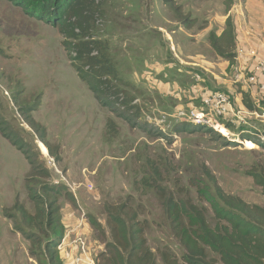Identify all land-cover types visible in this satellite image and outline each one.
<instances>
[{
	"label": "rangeland",
	"instance_id": "obj_1",
	"mask_svg": "<svg viewBox=\"0 0 264 264\" xmlns=\"http://www.w3.org/2000/svg\"><path fill=\"white\" fill-rule=\"evenodd\" d=\"M175 3V7L182 9L180 13L165 0L96 1L101 14L94 23L93 36L108 44L117 71V79L112 81L114 90L126 99H134L137 107L145 111L140 110L139 123L150 121L162 127L164 118L175 115L171 112L178 106L184 105L189 110L187 101L198 84L201 90L207 86L216 89L212 91L221 89L235 95L241 89V85L230 82L218 86V81L200 68L202 73L194 71L198 78L173 59L174 52L181 56L177 28L184 26L191 30V35L199 34L203 28L220 33L224 18L221 17L224 10L227 14L232 9L233 0L231 4L227 0H175ZM236 3L245 7L253 0ZM192 14H197L196 21L192 20ZM191 23L194 27L189 26ZM213 52L216 54L214 49ZM194 102V107H201L200 100ZM30 107L60 162L50 157L46 147V151L41 150L38 135L22 118L20 109ZM254 108L247 109L263 116ZM0 116L18 136L36 148L50 171L49 183L66 187L70 196L65 190L60 201L66 226L72 223L70 217L80 219L84 210L88 222L96 219L106 227L107 207L123 204L129 198L131 206L140 207L141 219L148 222L146 235L151 249L157 255L164 249L181 255L154 182L149 187L143 183L156 178V170L164 187L175 195L181 190L188 192L196 204L209 210L188 182L203 166L216 176L227 194L251 205L264 206L261 188L247 175L254 165L264 163L263 118L248 117L246 124L241 125L231 123V133L222 128L229 136H224L221 129V132L212 129L220 135L215 136L207 128L174 134L179 125L172 122L166 134L169 139H153L97 102L71 66L56 28L26 15L8 0H0ZM109 119L115 122V131L107 127ZM245 130L247 133L240 134ZM244 138L253 139L256 144ZM29 171L24 155L0 132V264H37L28 256V242L14 232L4 214L18 195L26 208L33 211L25 185ZM209 217L210 220L214 217L211 210ZM83 227L79 222V229ZM68 231L70 240L65 243V237L61 244L67 252L61 251L62 255L69 253L74 257L80 234ZM83 235L93 258L104 248L98 241L99 233L91 228Z\"/></svg>",
	"mask_w": 264,
	"mask_h": 264
},
{
	"label": "trees",
	"instance_id": "obj_2",
	"mask_svg": "<svg viewBox=\"0 0 264 264\" xmlns=\"http://www.w3.org/2000/svg\"><path fill=\"white\" fill-rule=\"evenodd\" d=\"M8 1L22 8L26 15L58 30L71 66L103 108L153 139L170 138L149 122L139 123L140 110H144L137 107L134 99H126L120 91L114 90L112 81L117 79V71L109 56L108 44L93 36L94 23L101 14L97 0ZM227 1L230 4L232 2ZM165 3L174 7L176 13L182 11L180 7H175V0H165ZM226 25L227 29L222 36L218 37L215 33L210 35V42L218 56L234 64L236 29L231 16ZM243 97L245 107L253 109L252 99L245 93ZM15 100L19 101L16 97ZM186 106L194 107L191 103ZM181 108L185 107L178 106L173 113ZM33 111L30 107L21 108L19 112L25 123L38 135L39 141L45 145L50 157L60 162L59 155L46 139L45 129L31 115ZM178 125L174 134L206 129L191 128V125L185 123ZM107 127L115 131V122L109 119ZM0 132L24 155L29 164L30 171L25 185L33 206V211H29L18 195L14 205L5 211V217L11 222L14 232L28 242L30 259L37 264H66L59 248L68 231L60 203L67 189L64 185L49 183L50 171L36 148L18 136L2 116ZM209 132L220 136L212 129ZM257 143L260 145L259 141ZM154 175L156 178L144 180L143 183L148 186L154 182L153 187L169 223V231L178 242L181 255L169 249H164L157 255L151 249L146 235L148 222L141 219L138 211L140 207L131 206L128 198L123 204L107 207L106 227L96 219L87 223L88 231L91 228L97 231L98 241L104 246L94 255L95 264H264V206L251 205L238 196L227 194L216 176L203 166L199 174H195L188 182L199 200L208 204L214 215L210 220V210L196 204L188 192L181 190L175 195L160 183L159 170ZM247 175L261 188L264 196V163L254 165ZM71 199L74 200L73 196ZM78 220L80 222L76 218L77 222ZM76 251L74 258L80 255L78 247ZM71 264H75V261Z\"/></svg>",
	"mask_w": 264,
	"mask_h": 264
},
{
	"label": "crops",
	"instance_id": "obj_3",
	"mask_svg": "<svg viewBox=\"0 0 264 264\" xmlns=\"http://www.w3.org/2000/svg\"><path fill=\"white\" fill-rule=\"evenodd\" d=\"M232 5V9L230 8L227 14L224 10V16L221 17L224 18L223 23H221L222 30L220 33L211 32L210 30L208 31L207 29L203 28L201 29L199 34L194 33L193 35H191V30L184 28L183 25V27L180 26V28H177L178 32L176 33L180 34V37L177 42L182 57L179 56L176 52H174L173 59H175L182 67L187 68L188 70H191L193 73H195L196 77H198V74L194 71L200 69L205 71L207 74H209V78H215L218 81V86H223L224 84H227L229 82L231 84L241 85L239 95H235L234 92L230 91L224 92L232 96L233 100L235 101L234 107L236 108V110L243 111L244 115L246 116L245 119H247L248 117L250 119V112L252 111L248 110L243 104V93L247 94L252 99V101L254 102L253 105L257 107L254 109L259 110L262 114L264 112V98L259 92L258 87L246 85L238 77L239 73L237 69L239 66H241L245 71H248L250 74L254 70L256 60L251 57V50H254L258 54L259 60L264 58V0H253V3H250L245 7H241V5L236 3V0H233ZM211 7H209V10L211 9ZM247 7L251 8L250 12L246 11ZM187 14L189 15V13ZM191 16L192 20L196 21L197 14L196 16H193V14ZM230 16L233 19L236 29V58L234 64H231L230 61L216 55L217 53L215 54L213 52V47L210 42V35L212 33H215V35H217L218 37L224 34V24L227 23V20ZM191 27H194V24ZM173 50L175 49L173 48ZM239 50L243 51V54H241L240 56L238 52ZM205 52H207L209 56H207ZM201 70L200 72L202 73ZM236 77L237 80H235ZM200 86V84L196 86L195 91L193 93L191 92V97H189V101H187L188 103H191L192 106L195 105V100H200L201 105L203 96L208 92H214L212 90H216L211 89L207 86L204 88L205 90H201L202 88ZM217 91L222 90L219 89ZM173 112L174 111H172L171 113ZM244 133H247V130L240 132V134ZM70 218V221L72 223L70 225H67L68 230H70L68 232H88L89 226L84 225L83 229H79V220L77 222L76 220H74L73 216ZM65 237L66 238L64 242L70 240V235L66 234ZM62 249H65V251L67 252L65 245L63 247L61 246L59 250L61 251ZM70 256L72 257V254L69 253L62 255L63 259L66 260V264L73 263L74 257L71 258Z\"/></svg>",
	"mask_w": 264,
	"mask_h": 264
},
{
	"label": "built area",
	"instance_id": "obj_4",
	"mask_svg": "<svg viewBox=\"0 0 264 264\" xmlns=\"http://www.w3.org/2000/svg\"><path fill=\"white\" fill-rule=\"evenodd\" d=\"M238 52L239 56L243 54L242 50H239ZM250 55L256 60L254 70L250 74L248 71H245L241 66H239L237 69L239 73L238 77L246 85L258 87L259 92L264 98V58L259 60L258 54L254 50L250 51ZM234 103L235 101L233 100L232 96L225 92H208L203 96L200 108H189V110H185L184 108H182L177 113H174L175 115H168L166 118H164V121H162L161 123L162 127L158 126L156 123L150 121L148 122L160 128L165 133H167L168 130L171 129L172 122L178 124L185 123L193 127H206L209 129H215L217 131L218 129L222 130V128H225L230 132L231 128H229V124H246V116L244 115V112L237 111L234 107ZM250 115L251 117L255 118H264V112L263 116H260L257 111L250 112ZM170 118L173 120L167 122ZM166 123L168 125L165 127ZM221 130L219 132H221ZM242 140L246 141L247 139L245 138ZM248 140L251 141L250 139ZM261 140H264V138H262ZM252 142L256 144V142H254L253 140ZM51 162L53 161L51 160ZM89 188L91 190L92 186H90ZM73 192L75 194V197L77 198L75 191ZM80 217V226H86L88 221L84 210H82ZM79 234V238L75 242L77 243V247L80 251V255L75 261L76 264H95L94 259L88 252L89 248L87 246L86 240L82 238L83 236L81 233Z\"/></svg>",
	"mask_w": 264,
	"mask_h": 264
},
{
	"label": "bare ground",
	"instance_id": "obj_5",
	"mask_svg": "<svg viewBox=\"0 0 264 264\" xmlns=\"http://www.w3.org/2000/svg\"><path fill=\"white\" fill-rule=\"evenodd\" d=\"M226 130L224 129V130H222V132L221 133H223L224 134V136H229V133H224ZM40 148H41V150L44 152V151H46V149H45V145L44 144H40Z\"/></svg>",
	"mask_w": 264,
	"mask_h": 264
}]
</instances>
